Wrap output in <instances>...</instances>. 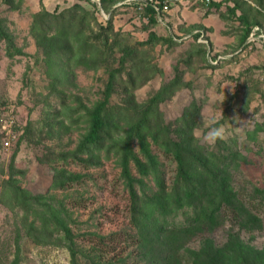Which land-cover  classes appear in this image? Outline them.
Returning a JSON list of instances; mask_svg holds the SVG:
<instances>
[{
  "label": "rangeland",
  "instance_id": "rangeland-1",
  "mask_svg": "<svg viewBox=\"0 0 264 264\" xmlns=\"http://www.w3.org/2000/svg\"><path fill=\"white\" fill-rule=\"evenodd\" d=\"M84 1L0 0V111L16 124L11 148L0 133V264H161L174 252L181 264H203L211 247L235 241L263 251L264 0H169L154 26L123 0H90L93 17L62 12ZM43 9L56 13L46 37L32 31ZM111 16L117 35L88 50ZM112 70L106 127L83 149ZM212 117L227 139L208 147L193 130ZM170 141L224 167L246 212L223 210L214 228L189 235H155L154 219L171 229L194 213L185 205L145 218L155 197L178 188Z\"/></svg>",
  "mask_w": 264,
  "mask_h": 264
},
{
  "label": "trees",
  "instance_id": "trees-1",
  "mask_svg": "<svg viewBox=\"0 0 264 264\" xmlns=\"http://www.w3.org/2000/svg\"><path fill=\"white\" fill-rule=\"evenodd\" d=\"M164 1L165 0H154L153 3L159 7L160 14L162 13V3ZM101 3L104 4V1L101 0ZM153 4H149L141 9L142 16L147 18L148 25L150 26L158 24L159 17L158 12L155 10ZM93 5L96 6L95 8L97 9L96 4L92 3L90 0H85L83 3L74 5L73 7L68 8L67 10L65 9L62 12L71 13L72 16H74L77 10H79L86 16L91 15L93 17V13L88 10V7H93ZM205 5L209 8H212L218 7L220 4H215L212 0H210L209 4ZM133 6H135V8L138 7L136 4ZM55 16L56 13H50L45 9H43L41 12H38L37 14H34L32 28L33 33H39L46 37V34L50 31V29H53L51 26L52 23L50 22L46 24V21L56 18ZM112 16L106 22L104 27L101 25L99 26L100 28L98 27L99 35H97L95 39V44L94 38H92V42H90L91 40L89 41L88 50L90 49V51L99 52V49H105L110 37L117 35L113 30ZM69 23L70 24L65 26V29L67 30L72 28L71 22ZM251 29V27L246 29L245 35L242 39L243 41L248 38ZM0 35L4 36L1 31ZM4 37L8 38L7 36ZM63 38L67 40V34L66 36H62V39ZM101 41H103V48H101L102 46L100 45ZM148 41L159 43L166 40L159 38L154 33H150ZM127 56H130V52ZM126 59V57L121 59L122 67ZM115 74L116 72L113 70L110 72L109 82L105 91V97L102 101L98 102L93 112L90 114V130L81 145V148L83 149L94 145L100 139V134L106 127L104 112L108 104L110 93L113 89ZM188 143L189 142L175 143L170 141L169 144L165 145L167 147L166 153L170 154L172 152L174 160L177 163L178 176L176 179V185L178 188L177 190L175 189L176 191L171 196L164 197L165 194L162 193L164 196L160 194V198L155 197L156 200L154 202L156 208H154L152 212H150V209L149 213L145 215V218H152L156 212L158 215L163 216L165 214L172 213V210L181 209L187 205L189 207L192 206L194 209L192 222L186 226H176L172 227L171 229H164L163 225H161V221L159 222V220L154 219L152 224L154 227L156 226L155 235L164 231L165 233L168 232L170 237L175 233V230L179 233H182L183 235H189L194 233L195 230L199 231V229H203L204 227L212 229L218 224V219L220 218L223 210H231L233 213H237L236 215L239 216L245 211L243 205L238 202L239 200L237 199V195L234 194L232 188L229 187L226 169L224 167L219 168L217 165L212 166V164H209L210 162L208 157L202 155L200 152L194 153L192 149H188L190 147ZM141 151L147 157L150 164L154 167L155 160L149 154V150L146 148L143 142L141 143ZM221 156L224 157L225 155ZM225 157L228 156L226 155ZM136 163L140 174H148V165L146 167L145 164L138 160H136ZM127 167L128 162L124 161L123 170L125 174H128ZM132 193L135 197L133 190ZM192 203H194V206ZM205 254L207 255V261L203 264H264V250L259 252L253 251L247 246L240 244L238 241L232 243L230 242L229 245H225L223 248L213 249L211 247L208 252H205ZM181 261L182 260L180 256L174 252L165 256L161 264H181Z\"/></svg>",
  "mask_w": 264,
  "mask_h": 264
},
{
  "label": "built area",
  "instance_id": "built-area-1",
  "mask_svg": "<svg viewBox=\"0 0 264 264\" xmlns=\"http://www.w3.org/2000/svg\"><path fill=\"white\" fill-rule=\"evenodd\" d=\"M204 2V4H209L210 0H201ZM96 2V1H95ZM99 1L97 0L96 3ZM154 0H123L122 4L123 5H134L136 4L138 7L137 9L141 10L143 7L153 4ZM170 2L169 0H165L162 3V12H166L169 9ZM155 10L158 12V16L160 17V9L157 5L153 4ZM101 10V9H100ZM102 12V11H101ZM108 19V18H107ZM106 19V20H107ZM0 133L4 136V139L2 141V146L5 149L11 148L14 140L16 139L15 133H14V128L16 126L15 124V117L14 115L10 114L9 112L3 113L0 111Z\"/></svg>",
  "mask_w": 264,
  "mask_h": 264
},
{
  "label": "clouds",
  "instance_id": "clouds-1",
  "mask_svg": "<svg viewBox=\"0 0 264 264\" xmlns=\"http://www.w3.org/2000/svg\"><path fill=\"white\" fill-rule=\"evenodd\" d=\"M206 131L199 128L193 130V137L200 143L214 147L218 141H224L227 139L226 130L223 125H219L215 117L210 118L206 124Z\"/></svg>",
  "mask_w": 264,
  "mask_h": 264
},
{
  "label": "crops",
  "instance_id": "crops-1",
  "mask_svg": "<svg viewBox=\"0 0 264 264\" xmlns=\"http://www.w3.org/2000/svg\"><path fill=\"white\" fill-rule=\"evenodd\" d=\"M56 3H57L56 6L59 5V2H56Z\"/></svg>",
  "mask_w": 264,
  "mask_h": 264
}]
</instances>
